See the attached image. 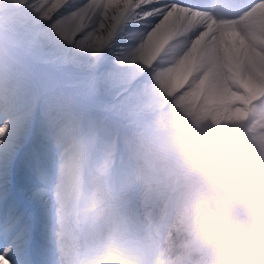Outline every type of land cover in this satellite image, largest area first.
<instances>
[{
	"label": "snow or ice",
	"instance_id": "obj_1",
	"mask_svg": "<svg viewBox=\"0 0 264 264\" xmlns=\"http://www.w3.org/2000/svg\"><path fill=\"white\" fill-rule=\"evenodd\" d=\"M186 5L208 8L204 0H0V264H68L69 189L89 143L127 181L126 211L137 212L142 196L147 210L128 123L157 71L152 38ZM181 89L195 119L228 123L264 152V0H237L200 79Z\"/></svg>",
	"mask_w": 264,
	"mask_h": 264
},
{
	"label": "clouds",
	"instance_id": "obj_2",
	"mask_svg": "<svg viewBox=\"0 0 264 264\" xmlns=\"http://www.w3.org/2000/svg\"><path fill=\"white\" fill-rule=\"evenodd\" d=\"M187 146L202 155L196 178L213 198L212 212L197 221L205 251L182 253L187 264H264V152L244 158L219 144ZM69 195L68 264H158L129 243L131 222L87 174L72 183Z\"/></svg>",
	"mask_w": 264,
	"mask_h": 264
},
{
	"label": "bare ground",
	"instance_id": "obj_3",
	"mask_svg": "<svg viewBox=\"0 0 264 264\" xmlns=\"http://www.w3.org/2000/svg\"><path fill=\"white\" fill-rule=\"evenodd\" d=\"M163 2H166V1H163ZM185 12L186 11L184 10V8H177V9L173 10V13L177 14V15H184ZM204 14H206V13L204 12ZM183 18H186V17H183ZM172 21H174V20L172 19ZM200 23H202V22L194 21L191 18H186V19H182V20L179 19L178 22H176V23L174 22V26L172 25L174 29H178V30L175 33L171 31L169 36L165 39V41L167 43V45L165 47L161 46V49H159L158 44H157V46L155 45L156 42H153L151 44L152 49H154L155 51L158 49V51H156L157 53L151 51L150 57H149L150 61L153 62L156 69H158L160 66L162 67V65H164V64H168V62L171 60V56H169V54L167 53L168 51L166 50L167 47L173 46V50L174 49L179 50L181 48L185 49L189 45H192V44H190V40H191L190 37L193 36V34L196 35V33H195L196 30L201 27ZM170 24H169V22H167L166 26L163 29L165 31H167L168 25H170ZM172 24H173V22H172ZM170 28H172V27H170ZM203 28H205V27H203ZM221 29H222V26L220 28H216L213 31L219 35L221 33ZM164 30H162V31H164ZM176 33H180V36L177 37ZM207 35H208V33H207ZM211 37H213V36H211ZM211 37H210V40H211ZM214 40H216V39H214ZM214 40H212V41H214ZM161 45H163V44H161ZM159 47H160V45H159ZM160 50H162V51H160ZM211 50L208 49V54H209V51H211ZM198 51H200V50H198ZM170 52H172V51H169V53ZM173 53H175V52H173ZM201 53L203 55L202 51H201ZM177 54H178V52H177ZM174 55H176V54H174ZM195 55H196V52L194 54V57H195ZM202 55L200 54L201 57H202ZM190 56H188V57H190ZM198 58H199V56H198ZM198 60H196V61H198ZM200 64L201 65L198 64L199 67L202 66V62ZM196 66H197V64H196ZM196 71L199 72L197 70V68H196ZM197 72H194V74ZM188 74L190 76V73H188ZM153 76L146 83V85L143 89V93H145L148 90L156 89L160 86L157 83H153V81H152ZM172 76H173V74H172ZM197 76H199V75H197ZM186 78L187 77L184 78L182 83L179 82L180 84L179 83L174 84L175 83L174 80H171V79H169V81L166 79L161 80L163 84H165V83L167 84V81H168L172 85H169L170 83L167 84V85H169V87H167L169 89V94L167 92L168 89L166 88L167 93L165 92L166 93L165 96L161 100L160 99L155 100L158 103V105L164 107L165 109H169V106H173L172 103L174 102L175 103L174 107H177V108L182 107L183 102H179V99L181 96L178 95V91H182V89H181L182 85H186L187 88L190 89L191 81L186 80ZM191 79H192V77H191ZM194 79H193V81H194ZM175 80H178V78H176ZM192 86H193V84H192ZM161 88H162V86H161ZM172 90H174V91L172 92ZM180 100H182V99H180ZM186 102H188V101H186ZM190 115H191V117H190L191 120H193L194 116L192 114H189V116ZM198 127L199 128L196 127L197 130L194 134V137H196L197 135L200 136V133L204 132L206 135L212 136L217 142H220V143H225L226 141L232 139L234 141L233 144H236V142H238V140H240L243 136L244 137H250V135L239 134L236 130H235V133H232L234 130V126L229 125L228 123L216 124L210 119H200ZM200 138H202V137H200ZM203 138H205V137H203ZM250 139H252V138L250 137ZM242 140H240V141H242ZM69 141H70V139H69ZM142 141L143 140L140 137V135L138 134L137 130L136 131L130 130L129 135H128V139H127V146L132 147V144L137 143L139 146H142L143 148H145V145L143 144ZM191 141H193V139H191ZM198 141H199V139H198ZM188 144L189 143H187V145ZM238 144H237V146H238ZM98 151H99V149L97 148V145L96 146H93L90 144L88 145L87 160H86L85 167H84L83 171L80 173V175L78 176V178L74 182H78L85 174H87L89 179L97 186L99 192L102 194H106L111 199L112 203L115 206L116 211L119 214H122L123 216L128 218V220L131 222V228H130L129 234L127 236V239L129 241V243H131L132 245L134 243H137V247H138L137 253L140 256L145 257V258H149V259H152L155 261L156 260L165 261V262L168 261L166 264H172L174 258L168 257V255L171 254V252L173 250L170 249V247L166 248L167 240L165 238V233L168 232L170 234L171 231H173V230L175 231L173 233V234H175V237L176 236L184 237V238L189 237L192 239L189 246L192 249L194 248V252L192 253L193 255L201 254L202 252L205 251L204 239L195 235L196 233L202 234L201 231L199 230V228L197 227V221H198L199 217H194V215H195L194 210L191 209L188 206V204L191 201V198L195 197L196 194L199 192L201 193L204 190L207 191L208 187L205 184H203L202 182H200L199 180H197V178H196V172L199 170V167H197V166L189 167L191 163L183 166V163L187 164L190 162V161L187 162L188 158L183 157V155L185 153L187 154L186 151L184 152V151H181L179 149H171L168 152L158 153L155 148H147L146 149L147 152L149 151V152L153 153L155 155V157L159 159L161 166L166 170V173L168 176L170 175L169 174L170 172H173V175L172 176L170 175L171 177L167 176L169 178L168 181H167V178L154 180L153 176L151 174H149L147 171L140 170L141 176L143 175L142 176V182H141L142 191L147 192L149 194L150 198L148 200V208H147V210H145L144 199H143V196L141 197V200L139 203V208H138L137 212H128V211H126V209L123 206L127 202V199H128L127 195H126L127 185L123 186L124 184L122 185V183H120L123 187L119 186L120 181H118V179L115 176L108 178V176L106 174L104 175L103 173H101L100 168H99L100 166H99V158H98L99 152ZM156 161H158V160H156ZM194 163H195V161H194ZM192 166H194V165H192ZM148 175H149V179H150L148 183L150 184V186H148L146 184V177ZM120 192H124L123 196L120 195ZM204 195H205V193H204ZM140 220H143V221L147 220V222H149V224H150V227L146 228L144 223H141ZM159 220L162 222V225L160 227V233L161 234L157 233L156 239L144 238V236L142 234H140V231H141L140 228H141L143 230L142 233L152 235V233L145 231V230L148 229L149 231H151V229L153 228V226H152L153 222L159 221ZM166 237H167V235H166ZM131 238H132V240H131ZM178 244H180V243H178ZM144 245H147L148 247H150L149 253H144L141 250L140 246H144ZM172 247L173 246H171V248ZM163 254H166V255L161 256ZM178 264H187V257L185 256L182 260H180V262Z\"/></svg>",
	"mask_w": 264,
	"mask_h": 264
},
{
	"label": "rangeland",
	"instance_id": "obj_4",
	"mask_svg": "<svg viewBox=\"0 0 264 264\" xmlns=\"http://www.w3.org/2000/svg\"><path fill=\"white\" fill-rule=\"evenodd\" d=\"M163 1L164 0H161V2H163ZM183 17L191 18L194 21H199V22L203 23V24L200 23L201 27L196 30V32H195L196 35L193 34V36L190 37V39H191L190 44H193V40H195L197 35L199 36V34L206 32V31H207L208 35H206L205 39H203L201 41L197 50L192 52L193 54L191 53L190 54L191 56L189 55L190 57H187L186 59H182V58H184L185 54L189 52V49L192 48V45H189L185 49L181 48L179 50H176V49L173 50V46H169L170 48L167 47L166 50L168 52L167 51L166 52L169 54V56H171V60L168 62V64H164V65H162V67L160 66L157 69L156 74L154 73L155 75L153 76V79H152L153 83H157L160 86L156 89H153L154 91L148 90L142 94V97L140 99V102H139L136 110H135V113L131 117V119L129 120V123H128L129 129L135 130V131L137 130L138 134L140 135V137L143 140L142 141L143 144L145 145V148H143L142 146H139L137 143L132 144V147L127 146L128 154H129L130 158L139 167V169L142 171H144V170L147 171L149 174H151L153 176L154 180L167 178V181H168L169 180L168 177H171L173 175V172H170L169 174L171 176L170 175L168 176L166 173V170L161 166L159 159L156 158L153 153H151L149 151L147 152L146 151L147 148H155L158 153L168 152L171 149H179V150L184 151V152L186 151L187 154L185 153L183 155V157L188 158L187 162H189V161L190 162L187 164L183 163V166L191 163L189 167L197 166V167H199V169L205 163L202 155L199 154L194 148H190L187 146V143H191L194 140H195L194 141L195 143H200V144H219V145H223V146L227 145L226 147L229 150H231L235 155L242 156L244 158H255L257 155V150H258V146L255 143V140L252 136H250V137L253 140L250 139V137H244L243 136L245 139L242 137L240 140H242V139L243 140L242 141L238 140V142H236V144H233L234 141L232 139L226 141L225 143L217 142L212 136L206 135L204 132H201L200 136L197 135L196 137H194V134H195L197 128H199L198 127L199 120H197L195 118L193 120H191V118H190L191 115L189 116V114H191V112L189 111L188 102H186L185 100H180L181 99V97H180L179 102H183L182 107H180V108L174 107L175 103L173 102L172 103L173 106H169V109H165L164 107L159 106L158 103L155 101L156 99L161 100L167 92L169 94V89L167 87H169V85H172L170 82H168L169 79L174 80V82H175L174 84H178L179 82L182 83L184 78L187 77L188 79L186 78V80L191 81L190 89L192 88V84L194 85L196 83V80L200 79L203 67L207 63V60L210 58L211 51H209V54H208V49L209 50L213 49V47L219 43V36L221 35V33L218 35L213 30H215L216 28H220L221 26H223V23L225 21H227V20L222 21L220 19L217 21V20L213 19L212 17H210L209 15L204 14L203 11H201V10L195 11L194 13L192 10L188 11L187 16H178V15L172 13L168 19L169 24L170 23L171 24L168 25L167 31L162 29L164 31L161 30V32L157 33L155 35V37L152 38L151 44L153 42H156L155 45L157 46V44H158L159 49H161V46L165 47L167 45L165 39L169 36L171 31L175 33L178 30V29L173 28L174 22L175 23L178 22L179 19L180 20L186 19ZM172 19L174 21H172ZM171 21L173 22V24ZM213 21L215 23H212ZM170 27H172L173 29ZM203 27H205V28H203ZM176 34H177V37L180 36V33H176ZM211 36H213V37H211ZM210 37H211V40H210ZM214 39H216V40H214ZM212 40H214L216 43ZM161 44H163V45H161ZM159 45H160V47H159ZM198 50H200V51H198ZM151 51L157 53L156 51H158V49L155 51L154 49H152V46H151ZM160 51H162V50H160ZM169 51H172V52H170L171 54L169 53ZM201 51L203 52V55H202ZM173 52H175V53H173ZM177 52H178V54H177ZM195 52H196V55L197 54L198 55L197 56L195 55V57H194ZM174 54H176V55H174ZM200 54L202 55V57L200 56ZM204 55L206 57L207 56L208 57L206 58ZM198 56H199V58H198ZM196 60H198L199 62ZM201 62H202V66L199 67L198 64L201 65L200 64ZM196 64H197V66H196ZM196 68L199 72L196 71ZM194 72H197V73L194 74ZM188 73H190V76ZM172 74H173V76H172ZM197 75H199V76H197ZM191 77H192V79H191ZM176 78H178V80H175ZM165 79L168 80L167 84L170 83L169 85H167L166 83L165 84L162 83L161 80H165ZM193 79H194V81H193ZM161 86H162V88H161ZM166 90H167V92H166ZM173 91L174 90H172V92ZM199 95H200L199 92L190 93L191 102L193 104H197L200 102L199 101ZM235 130L236 129L234 127V130L232 133H235ZM200 137H202V138H200ZM203 137H205V138H203ZM191 139H193V141H191ZM198 139H199V141H198ZM69 142H71V141H69ZM89 144L93 145V146L97 145L94 142L89 143ZM237 144H238V146H237ZM232 146L233 147L235 146V147L233 148ZM97 148L99 149L98 145H97ZM98 152H99V166H100L99 168H100L101 173H103L104 175L106 174L108 176V178L114 176L112 171H111V168L105 167L103 156H102V153L100 152V149ZM156 160H158V161H156ZM194 161H195V163H194ZM192 165H194V166H192ZM149 180L150 179H149V175H148L146 177V184L148 186H150V184L148 183ZM118 181H120L119 186H122L123 184H124L123 186L127 185V181L125 179H120V180L118 179ZM120 183H122V185ZM201 193L199 192V193H197L198 195L196 194L195 197L191 198V201L188 204V206L194 210V213H195L194 217H200L203 214H210L213 210V198H212V194H211L210 190L207 189V191L204 190ZM204 193H205V195H204ZM123 194H124V192H120V195L123 196ZM155 223H156V221L153 222L152 225H155ZM195 235L204 239L202 234L196 233ZM167 239L171 241V242L167 243L168 246H170V247L172 245H175L176 243H180V244H177L176 246H177V248L178 247H181V248L177 249V250H173L170 254L171 256L168 255V257H174V260H177V262H178V260H180V258H182V256H183L182 254H180V251L183 252V251L188 249L185 245H187V243H188V241H186V240H190V239H189V237H188V239H182V237H178V236L175 237V234L174 235L170 234V238L168 236ZM175 247H173V248H175ZM181 249H183V250H181ZM193 252H194V248L189 253L192 254ZM163 255H166V254H163ZM167 262L168 261H166V263Z\"/></svg>",
	"mask_w": 264,
	"mask_h": 264
}]
</instances>
